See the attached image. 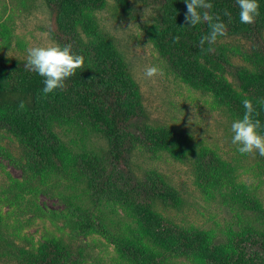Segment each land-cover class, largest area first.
<instances>
[{
    "label": "trees",
    "instance_id": "trees-1",
    "mask_svg": "<svg viewBox=\"0 0 264 264\" xmlns=\"http://www.w3.org/2000/svg\"><path fill=\"white\" fill-rule=\"evenodd\" d=\"M144 1L155 7L152 41L175 73L192 86L212 92L233 119L242 117L243 100H250L253 118L264 126V54L254 62L253 70L236 67L230 63L229 49L219 43L224 37H248L264 49V0H260L259 15L248 24L240 23L236 0H212V8L206 11L214 20H222L226 28L215 42L204 44L200 38L211 30V22L187 26L184 0ZM45 2L52 36L61 45L70 43L84 59L63 88L48 94L41 91L43 77L31 70L27 61L0 60V139L11 136L20 142L24 163L16 165L26 174V181L0 187V204L10 207L4 215L0 211V259L19 264H88L87 259L76 260L75 253H81L82 248L73 252L72 243L65 241L82 242L80 237L97 232L114 247L121 264H264V229H256L252 223L236 226L238 229H230L221 242L207 228L177 226L152 208L150 201L155 199L176 208L181 199L157 171H147L141 179L132 174L134 142L148 151L170 152L174 158L184 156L185 149L171 131L141 126L147 112L141 106L138 86L113 43L98 38L96 31L92 34L96 42L83 40L81 33L91 26V11L102 0ZM229 66L236 68L232 75L226 72ZM79 123L106 138L105 163L86 151L74 153L55 131ZM133 126L141 131L138 138L132 133ZM260 131L264 133V127ZM0 154L5 155V147L0 146ZM197 156L204 192L209 197H226L223 193L234 186L229 175L232 167L216 155L204 158V149H199ZM71 174L85 181L92 206L80 205L75 197L63 198L64 213L49 215L62 221L60 234L44 237L35 245L23 231L47 215L38 207L37 194H47L43 187L49 178ZM230 192L243 208L259 210L249 196ZM140 203L145 204L144 209ZM101 206L113 212L122 208L128 219L112 228L96 215L95 209ZM24 241L28 242L27 250Z\"/></svg>",
    "mask_w": 264,
    "mask_h": 264
},
{
    "label": "rangeland",
    "instance_id": "rangeland-1",
    "mask_svg": "<svg viewBox=\"0 0 264 264\" xmlns=\"http://www.w3.org/2000/svg\"><path fill=\"white\" fill-rule=\"evenodd\" d=\"M154 9L152 4L144 0H102V4L91 11L88 24L93 30L85 28L81 33L85 42L93 43L97 41V37H92L96 31L98 38H105L113 43L125 61L131 78L138 86L141 106L148 116L141 126L171 131L170 134L185 149L184 156L176 155L174 158L170 152L148 151L141 149V143L134 142L132 174L141 179L145 172L153 170L164 176L171 190L180 197L181 204L176 208L170 203L155 199L150 201V205L177 226L207 228L215 233V240L221 242L227 239L230 229H238L236 226L252 223L256 229H264V156L255 150L252 153H238L236 146L230 142L233 120L231 114L216 100L212 92L192 86L181 79L157 50L151 37L153 25L156 24ZM50 23L45 0H0V60L10 58L27 61V50L30 47L59 43L50 32ZM262 37L264 41V34ZM219 43L229 49L230 63L236 67L253 70L254 62L258 63L261 54H264L261 45L248 37H224ZM151 65H157L162 73L152 77L144 75L145 68ZM226 68L227 74L231 75L236 70L231 66ZM231 75L228 78L232 80ZM55 131L74 153L86 151L105 163L108 143L98 130L79 123L57 127ZM132 133L137 138L141 136L137 127H134ZM7 137L9 139H0V146L5 147V155L0 154L1 188L16 181H26V174L16 165L24 163L22 146L16 138ZM199 149H204V158L216 155L232 167L229 175L234 186L230 191H237L238 197L249 196L259 206V210L243 208L236 198L229 196V190L223 193L226 197L219 194L209 197L204 192L198 166ZM194 151L197 155H194ZM72 176L49 178L43 187L47 194H37L38 207L47 215L39 217L23 231V235L32 239L35 245L43 242L44 237L60 234L62 221L57 217L53 220L49 215L53 212L64 213L63 198L75 197L80 205L92 206L85 181L76 180ZM121 183L128 187L126 179H122ZM138 200L147 203L142 196H138ZM140 205L145 208V204ZM124 210L129 209L127 207ZM0 211L4 215L10 211V207L0 204ZM95 213L112 228L128 219L122 208L113 212L112 209L101 206L95 209ZM80 239L82 242L68 238L65 241L72 243L73 252L78 247L82 248L81 253H75L76 260L84 258L88 264H121L114 247L97 232ZM23 243L27 250L28 242ZM0 264L19 263L0 259Z\"/></svg>",
    "mask_w": 264,
    "mask_h": 264
},
{
    "label": "clouds",
    "instance_id": "clouds-1",
    "mask_svg": "<svg viewBox=\"0 0 264 264\" xmlns=\"http://www.w3.org/2000/svg\"><path fill=\"white\" fill-rule=\"evenodd\" d=\"M184 3L187 5L185 13L187 26H196L202 21L211 22V30L207 35L201 36L200 44H204L205 41L215 42L218 36L224 35L225 23L219 18L214 20L209 11H206L212 8V0H184ZM236 3L239 7L240 23H251L259 15L260 0H236ZM83 59L82 55L72 50L70 43L61 45L52 42L47 45L33 46L27 50V65L43 77L41 89L43 94L63 88L66 79L82 65ZM157 73H162V69L157 65L148 66L144 70V75L148 77ZM243 107L245 111L242 117L233 119L231 122L230 142L236 146L238 153H252L255 150L264 156V133L260 131L264 126L259 119L253 118L254 110L250 100H243Z\"/></svg>",
    "mask_w": 264,
    "mask_h": 264
}]
</instances>
